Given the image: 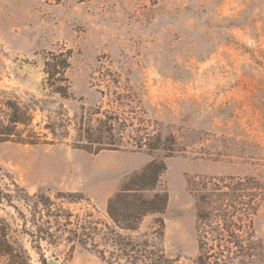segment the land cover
<instances>
[{"label":"rangeland","instance_id":"rangeland-1","mask_svg":"<svg viewBox=\"0 0 264 264\" xmlns=\"http://www.w3.org/2000/svg\"><path fill=\"white\" fill-rule=\"evenodd\" d=\"M60 48L72 51L69 98L43 85L42 58ZM0 88L40 99L43 108L33 120L40 126L73 119L83 109L100 110L93 124L117 114L116 135L126 125L128 148L98 153L71 146L73 122L62 141L0 142L2 185L12 178L28 194L43 192L69 208L79 222L91 221L86 245L42 240L44 264H109L106 201L153 158L165 162L159 188L167 191V205L129 234L151 240L175 264H194L198 254L189 180L252 175L264 182V0H0ZM156 133L183 150L164 157L163 151L130 149ZM0 216L22 223L6 202ZM253 228L264 246V196ZM22 239L31 263L42 264L29 238Z\"/></svg>","mask_w":264,"mask_h":264},{"label":"trees","instance_id":"trees-1","mask_svg":"<svg viewBox=\"0 0 264 264\" xmlns=\"http://www.w3.org/2000/svg\"><path fill=\"white\" fill-rule=\"evenodd\" d=\"M71 55L70 49L60 48L46 51L42 58L43 85L63 98L73 97L66 75ZM40 103L34 95L23 98L14 89L0 88V142L37 145L53 143L55 139L62 141L69 136L73 122L70 144L74 148L90 153L128 148L122 142L126 125L118 135L115 132V123L121 120L117 114H104L93 124V115L100 110L85 113L83 109L73 119L65 117L40 126V122L33 123L36 111L43 108ZM48 132L51 140H46ZM131 145L130 149L144 148L149 153L163 151L164 157L183 150L168 136L158 133L153 138L146 134ZM165 168L163 159L149 160L129 174L108 197L106 213L112 222L109 239L113 247L107 259L109 264L114 261L117 264H175L151 240L134 239L129 234L139 228L146 215L164 212L168 194L166 189L159 188V183ZM2 171L0 165V202L13 206L22 221L19 225L0 216V257L4 258V264H32L23 236L29 238L42 264L45 263L40 247L42 240L53 244L64 238L69 243L88 244L93 228L91 221L79 222L69 208L56 205L43 192L28 194L12 178L2 185L6 177ZM188 184L196 204L198 254L194 264H264V246L253 228V218L264 196V182L252 175H201L193 177ZM148 191L152 192L149 196ZM14 200L21 202L26 212ZM158 221L161 235L162 220L158 218Z\"/></svg>","mask_w":264,"mask_h":264},{"label":"water","instance_id":"water-1","mask_svg":"<svg viewBox=\"0 0 264 264\" xmlns=\"http://www.w3.org/2000/svg\"><path fill=\"white\" fill-rule=\"evenodd\" d=\"M49 264H56V261L55 260H50Z\"/></svg>","mask_w":264,"mask_h":264},{"label":"crops","instance_id":"crops-1","mask_svg":"<svg viewBox=\"0 0 264 264\" xmlns=\"http://www.w3.org/2000/svg\"><path fill=\"white\" fill-rule=\"evenodd\" d=\"M101 151H103V150H101ZM100 152V151H99ZM107 202V201H106Z\"/></svg>","mask_w":264,"mask_h":264}]
</instances>
